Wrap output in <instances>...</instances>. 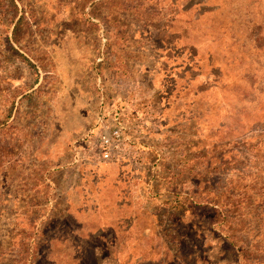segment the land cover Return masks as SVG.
<instances>
[{
  "label": "rangeland",
  "instance_id": "rangeland-1",
  "mask_svg": "<svg viewBox=\"0 0 264 264\" xmlns=\"http://www.w3.org/2000/svg\"><path fill=\"white\" fill-rule=\"evenodd\" d=\"M0 264H264V0H0Z\"/></svg>",
  "mask_w": 264,
  "mask_h": 264
},
{
  "label": "built area",
  "instance_id": "built-area-1",
  "mask_svg": "<svg viewBox=\"0 0 264 264\" xmlns=\"http://www.w3.org/2000/svg\"><path fill=\"white\" fill-rule=\"evenodd\" d=\"M101 97L93 121L72 146L73 164L117 161L128 154L130 136L121 113L110 117Z\"/></svg>",
  "mask_w": 264,
  "mask_h": 264
},
{
  "label": "crops",
  "instance_id": "crops-1",
  "mask_svg": "<svg viewBox=\"0 0 264 264\" xmlns=\"http://www.w3.org/2000/svg\"><path fill=\"white\" fill-rule=\"evenodd\" d=\"M72 163H73V156H72ZM121 220L130 221L131 218L130 219H118V222L121 221ZM130 228H131L130 222H128L127 226H123L122 224H120L119 227H118V229L121 232V234L125 233V232H129ZM117 251H119V248H117Z\"/></svg>",
  "mask_w": 264,
  "mask_h": 264
},
{
  "label": "trees",
  "instance_id": "trees-1",
  "mask_svg": "<svg viewBox=\"0 0 264 264\" xmlns=\"http://www.w3.org/2000/svg\"><path fill=\"white\" fill-rule=\"evenodd\" d=\"M191 3V1H184V4H183V8H186L187 6V4H190Z\"/></svg>",
  "mask_w": 264,
  "mask_h": 264
}]
</instances>
